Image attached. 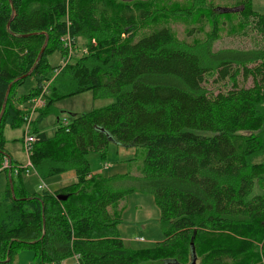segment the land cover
I'll return each mask as SVG.
<instances>
[{
	"label": "trees",
	"instance_id": "16d2710c",
	"mask_svg": "<svg viewBox=\"0 0 264 264\" xmlns=\"http://www.w3.org/2000/svg\"><path fill=\"white\" fill-rule=\"evenodd\" d=\"M228 6L238 7L240 21L264 37V15L252 0H164L160 8L113 0H0V113L11 84L0 120V165L5 156L11 160L4 128L23 123L13 103L23 75L33 69L36 85L19 97L22 103L47 78V54H66L62 39L74 44L83 37L87 47L54 77L31 127L29 161L37 177L74 171L76 181L31 192L8 176L0 191V264H13L14 253L25 249L34 250L40 264L73 258L77 264H191L193 258L195 264H243L231 235L264 234V163L256 162L264 154V46L214 48L218 27H234L218 24L216 9ZM159 13L181 24L185 37L176 38L168 26L147 27ZM199 34H205L201 41ZM239 75L252 86H240ZM211 78L231 86L212 92L206 87ZM85 91L114 100L74 114L52 135L38 128L53 101ZM111 142L145 148L135 172L104 177L91 170L89 154L104 159ZM136 191L151 194L160 211L164 236L151 248H127L117 231L118 205Z\"/></svg>",
	"mask_w": 264,
	"mask_h": 264
},
{
	"label": "rangeland",
	"instance_id": "374dc122",
	"mask_svg": "<svg viewBox=\"0 0 264 264\" xmlns=\"http://www.w3.org/2000/svg\"><path fill=\"white\" fill-rule=\"evenodd\" d=\"M119 1L121 4H129L130 6L150 7V5H157L158 8L164 4V0H113ZM253 8L259 13L264 15V0H252ZM239 8L227 7L217 8L216 15H218V24L222 21L231 23L234 27L229 30V25H220L218 27V38L214 41V48L216 50L221 48H228L232 50H258L264 46V37L252 24L245 26L238 18ZM66 19V16H65ZM244 25V26H243ZM168 26L173 35L176 38L183 39L185 33L183 27L179 23H175L168 15L159 13L157 19L149 21L147 27ZM211 22L205 25L207 32L210 30ZM241 30H247V35H241ZM234 35L232 34L233 32ZM239 34V35H237ZM205 38V34L198 35V39L201 41ZM86 39L83 37L75 38V43L72 44V53L70 54L69 61H73L82 54L86 53ZM61 52L56 49L53 52L47 54L46 60L51 65V69L46 73L47 78L43 81L42 88L46 85H50L55 79L54 77L65 66L63 65ZM61 65L57 67L59 64ZM55 67H57L55 69ZM53 70H58L54 74ZM213 78L209 79L206 87L212 92L219 90H226L230 88L231 83L226 80L220 82H213ZM237 83L240 86L250 87L253 84L251 78L244 80L241 75L237 78ZM36 85V80L32 76H28L25 81L14 88V95H27L32 91ZM40 91L35 94L38 95ZM32 97V96H31ZM30 98V97H29ZM29 98L27 100H29ZM19 100V99H18ZM114 100L113 97H100L93 96L91 91H85L83 93L67 96L53 101L49 110L45 116H43L41 122H39L38 128L45 132L47 135H52L59 124L64 122H70L74 114H83L94 109H98L110 104ZM28 102V101H27ZM47 102V97H46ZM20 104V103H19ZM30 105L29 102L20 108V112L23 113L26 107ZM46 105V104H45ZM43 106L42 108H44ZM37 108L31 117L32 125L39 117V110ZM24 124H19L15 127L7 125L4 130L5 145L10 149V153L14 156L16 162L20 163L21 167H25L27 164V154L23 149L22 136H23ZM145 154V148L140 146H122L114 142L109 143L105 158L102 159L100 155L92 153L88 156V161L91 170L94 173L101 174L104 177H111L117 174H124L128 172H135L138 165L142 161ZM262 161L264 163V154L256 159V162ZM8 168L7 170H9ZM17 174V173H16ZM22 179L24 180L29 190L47 189L55 190L63 185H70L76 181V179H68L67 175L60 177L54 175L45 180H40L33 169H21ZM63 181L59 185H54L53 180ZM11 179V178H10ZM12 179L18 183L19 177L12 174ZM8 175L5 172H0V191L6 186ZM255 192H259L260 189L255 184ZM120 210V222L117 225V231L122 238L124 245L130 249H143L151 248L157 241L163 239V230L160 224V211L154 202L153 196L146 192H132L128 194L126 199L122 201L118 208ZM261 228H264V222L261 223ZM250 233V232H249ZM235 237V243H232V247L240 250V258H243V264H264V234L251 235L246 237L243 235L232 234ZM142 237L143 240H139ZM228 244V243H225ZM203 249V248H202ZM207 253V251H206ZM203 254V253H202ZM202 254H198L196 262L198 263ZM189 256V254H188ZM189 259V258H188ZM242 260V259H241ZM13 264H40L37 255L34 250H19L12 256ZM68 264H77L76 259L69 260ZM139 264H171L168 261L161 259H153L139 262Z\"/></svg>",
	"mask_w": 264,
	"mask_h": 264
},
{
	"label": "built area",
	"instance_id": "2783aa9c",
	"mask_svg": "<svg viewBox=\"0 0 264 264\" xmlns=\"http://www.w3.org/2000/svg\"><path fill=\"white\" fill-rule=\"evenodd\" d=\"M63 48L66 52V54L62 57L61 63L63 62V65H66L69 62L70 54L72 53V41L69 38L62 39ZM61 63L57 66L59 67ZM55 67V69L57 68ZM54 74L58 72V70H53ZM48 85H46L44 88L40 90V93L38 95H34L27 100L30 105L26 107L24 112L22 113V122L24 124L23 129V136H22V144L23 149L26 152L28 156V161L25 167H22L23 169H26V172L28 169H32L31 163L29 161V154L32 149L33 142L35 141V134L31 131V115L37 108H42L46 104V95L48 93ZM27 102V103H28ZM67 122L65 121L64 124ZM12 170L14 169L15 172H18L22 168H19L18 166H12L11 160H9L8 157H4L2 160V163L0 165V170L8 169ZM42 190V189H41ZM50 191V190H49ZM139 240H143L142 237L139 238Z\"/></svg>",
	"mask_w": 264,
	"mask_h": 264
},
{
	"label": "crops",
	"instance_id": "0c3cea01",
	"mask_svg": "<svg viewBox=\"0 0 264 264\" xmlns=\"http://www.w3.org/2000/svg\"><path fill=\"white\" fill-rule=\"evenodd\" d=\"M21 95H14L13 96V103H14V106H16V108H18L19 110H20V108L22 109V106L24 105V102L22 103V101H18V99H19V97H20ZM26 102V104H27V100L25 101ZM20 103V104H19ZM36 112V111H35ZM34 113V112H33ZM32 113V114H33ZM21 115H22V113H21ZM31 117H32V115H31ZM4 130H5V128H4ZM5 148H6V150L8 151V153H9V155H10V157H11V163H12V166H18L19 168H22L21 166H20V163L19 162H16L15 161V159H14V156L10 153V149H8L7 147H6V145H5ZM27 161H28V158H27ZM8 176H11L12 177V174H14V175H17L18 177H19V181H18V183L17 184H20L23 188H26L27 190H29L28 188H27V186H26V184H25V182H24V180L21 178L22 177V175H21V170H19L18 172H15L14 171V169H12L11 171L10 170H7L6 172H5ZM17 173V174H16ZM20 175V176H19ZM64 175H67V178L68 179H76V176H75V173H74V171H67V172H65V173H62V174H60V177H63ZM63 181V179L61 178L60 180H53V183L52 184H54V185H59L61 182ZM60 186V185H59ZM65 186H67V185H63V186H61V187H58L57 189H55V190H58V189H60V188H63V187H65ZM55 190H50V191H55ZM29 191H39V189H36V190H29ZM68 262L69 261H67L66 263L68 264Z\"/></svg>",
	"mask_w": 264,
	"mask_h": 264
},
{
	"label": "water",
	"instance_id": "95a60500",
	"mask_svg": "<svg viewBox=\"0 0 264 264\" xmlns=\"http://www.w3.org/2000/svg\"><path fill=\"white\" fill-rule=\"evenodd\" d=\"M10 20H11V19H10ZM47 41H48V38L46 37V39H45V41H44V43H43V45H42V47H41L40 53H39L38 56H37V61L41 58V56H42V54H43V52H44V50H45V48H46ZM32 70H33V69H31L29 72H27L25 75H23V78H26V77H28L29 75H31ZM10 87H11V84L8 86V89H7V91H6V95H5L4 102H3V106H2V111H1V113H0V120H1V116H2L3 110H4V108H5V102H6V100H7V95H8V93H9ZM9 179H10V177H9ZM10 180H11V179H10ZM10 188H11V190L13 191V186H12V185H10ZM64 197H65V196H64ZM57 198H58V199H63V197H62L61 195H58ZM191 251H192V254L194 255L193 242H191ZM191 264H195V259H194V258H193Z\"/></svg>",
	"mask_w": 264,
	"mask_h": 264
}]
</instances>
